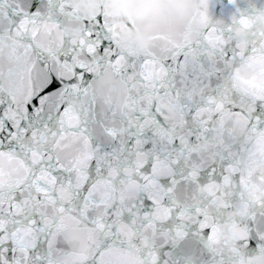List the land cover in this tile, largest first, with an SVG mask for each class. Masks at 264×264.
I'll list each match as a JSON object with an SVG mask.
<instances>
[{
	"label": "snow or ice",
	"instance_id": "6c2138e0",
	"mask_svg": "<svg viewBox=\"0 0 264 264\" xmlns=\"http://www.w3.org/2000/svg\"><path fill=\"white\" fill-rule=\"evenodd\" d=\"M152 2L0 0V264H264V0Z\"/></svg>",
	"mask_w": 264,
	"mask_h": 264
},
{
	"label": "water",
	"instance_id": "95a60500",
	"mask_svg": "<svg viewBox=\"0 0 264 264\" xmlns=\"http://www.w3.org/2000/svg\"><path fill=\"white\" fill-rule=\"evenodd\" d=\"M73 3L84 14L107 12V18L111 23L128 24L130 20H136L137 25L129 26L121 32L120 42L122 44L132 42L141 50L151 45V38L139 22L159 13L160 8L152 0H73ZM178 6L181 10L184 7L183 3ZM69 31H76V28L70 24Z\"/></svg>",
	"mask_w": 264,
	"mask_h": 264
}]
</instances>
